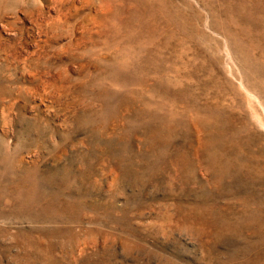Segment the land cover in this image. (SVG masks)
Instances as JSON below:
<instances>
[{
  "label": "rangeland",
  "instance_id": "374dc122",
  "mask_svg": "<svg viewBox=\"0 0 264 264\" xmlns=\"http://www.w3.org/2000/svg\"><path fill=\"white\" fill-rule=\"evenodd\" d=\"M0 264H264V0H0Z\"/></svg>",
  "mask_w": 264,
  "mask_h": 264
},
{
  "label": "bare ground",
  "instance_id": "6f19581e",
  "mask_svg": "<svg viewBox=\"0 0 264 264\" xmlns=\"http://www.w3.org/2000/svg\"><path fill=\"white\" fill-rule=\"evenodd\" d=\"M123 104V103H122ZM59 108V107H58ZM122 111V110H121ZM120 113V112H119ZM123 114V113H122ZM163 118V117H162ZM161 118V119H162ZM172 118V117H171ZM160 119V118H159ZM170 119V118H169ZM172 121V120H171ZM160 123V122H159ZM158 123V124H159ZM150 125V124H149ZM159 126V125H157ZM150 128H152V125L151 126H148ZM154 128V127H153ZM117 129V128H116ZM149 129V128H148ZM163 129V127L161 128H155L153 130V133L154 135H158L160 133V131ZM215 131V130H214ZM223 133V132H222ZM109 135V134H108ZM128 133L127 132H121L120 135L118 136H108L107 138V142L105 143V145H102L101 147V154L102 156L104 157V160L101 164L103 165H106V162H109V161H112L114 158L118 157L119 159H121L122 161L125 160V157L127 156L128 154V149H126V147L124 145H122L121 142H125L126 140V137H127ZM152 135V134H151ZM107 137V136H106ZM105 139V138H104ZM152 141V140H151ZM95 142V141H94ZM217 142V141H216ZM91 145V144H90ZM229 146V145H228ZM95 147V148H94ZM94 147H90L89 149H93L94 151L98 150V147L97 146H94ZM105 148V149H104ZM112 150V151H111ZM91 151V150H90ZM117 151V154L116 152ZM95 153V152H94ZM84 161V160H83ZM82 161V162H83ZM88 161V160H87ZM139 163L140 162H136L135 163V169L139 168ZM85 164V163H84ZM83 164V165H84ZM92 165V166H91ZM89 166L91 167L88 171H86V176L89 174V172L95 167L93 163H90ZM209 166V165H208ZM211 167V166H210ZM127 168V165L124 164L123 165V169L126 170ZM226 171V170H225ZM218 173V172H217ZM220 173V172H219ZM200 218V217H199Z\"/></svg>",
  "mask_w": 264,
  "mask_h": 264
}]
</instances>
